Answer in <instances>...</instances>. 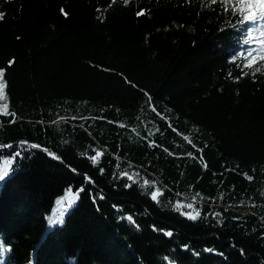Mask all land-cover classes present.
Returning <instances> with one entry per match:
<instances>
[{
  "label": "trees",
  "instance_id": "trees-1",
  "mask_svg": "<svg viewBox=\"0 0 264 264\" xmlns=\"http://www.w3.org/2000/svg\"><path fill=\"white\" fill-rule=\"evenodd\" d=\"M0 13V264H264L263 38L211 0Z\"/></svg>",
  "mask_w": 264,
  "mask_h": 264
},
{
  "label": "snow or ice",
  "instance_id": "snow-or-ice-1",
  "mask_svg": "<svg viewBox=\"0 0 264 264\" xmlns=\"http://www.w3.org/2000/svg\"><path fill=\"white\" fill-rule=\"evenodd\" d=\"M113 3L117 2V0H112ZM129 0H124V3L127 4ZM212 4H217L224 8L226 12L230 11L233 16L237 17L236 24H238L240 27L238 30H243V32L246 35V39L243 40V43L246 45H250L253 43L254 39L264 38V0H231V6H230V0H211ZM62 14L65 16L67 13L64 12L63 9H61ZM144 11L141 10L137 12V16L144 15ZM3 14L0 13V20H3ZM233 27H236V25H233ZM261 47L258 50V54L260 55L261 61H264V39H259L257 41ZM257 51L255 49H249L247 56L244 57L246 60V63L244 65L245 68H251L253 62L255 61V57L253 56V52ZM248 57H252L251 60L248 59ZM14 61L9 62V66ZM252 74H255L257 72L264 71V63H261L259 66H256L254 68H251ZM247 75V73H245ZM5 72L4 70H0V100H6L5 95V89L7 87L6 82L4 80ZM0 114L2 115H9L8 113V105L5 103L4 105L0 106ZM12 117H15V113H11ZM12 122H15L14 119ZM6 147H12L11 145H7ZM31 148L35 149L38 148V145H31ZM24 150H27L26 148ZM102 153H97L95 157H93V163H95L98 159V157ZM16 156H20L21 153L18 151L15 153ZM53 158H57L53 156ZM11 161L5 162V167L0 169V181L4 180L5 177L9 174V166L11 165ZM129 179H132L131 176L128 177ZM251 179V178H250ZM147 183V182H145ZM84 189L81 188L80 191H83ZM79 197V192L72 194L71 190H69L66 193V196L63 200H61L59 203L61 205L60 211L57 213V216L52 218L50 221L51 224H58L63 222V215L67 211L68 208H71L72 204L75 203L76 199ZM103 199V197H100ZM152 198L155 200L157 199V193H152ZM65 201L67 202V207H65ZM188 208H192V205H187ZM188 218L195 220L199 217L200 213L197 211L195 213H188ZM129 220H131V217H128ZM165 235L171 236V232H166ZM206 251H212L211 249H206Z\"/></svg>",
  "mask_w": 264,
  "mask_h": 264
},
{
  "label": "rangeland",
  "instance_id": "rangeland-1",
  "mask_svg": "<svg viewBox=\"0 0 264 264\" xmlns=\"http://www.w3.org/2000/svg\"><path fill=\"white\" fill-rule=\"evenodd\" d=\"M5 95H6V93H5ZM5 103L7 104V96H6V100H0V106L4 105Z\"/></svg>",
  "mask_w": 264,
  "mask_h": 264
},
{
  "label": "water",
  "instance_id": "water-1",
  "mask_svg": "<svg viewBox=\"0 0 264 264\" xmlns=\"http://www.w3.org/2000/svg\"><path fill=\"white\" fill-rule=\"evenodd\" d=\"M36 145V144H35ZM39 146V145H38ZM40 147V146H39Z\"/></svg>",
  "mask_w": 264,
  "mask_h": 264
}]
</instances>
